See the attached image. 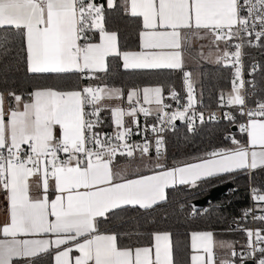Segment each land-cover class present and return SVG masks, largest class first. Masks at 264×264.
I'll return each instance as SVG.
<instances>
[{
    "label": "snow or ice",
    "instance_id": "obj_1",
    "mask_svg": "<svg viewBox=\"0 0 264 264\" xmlns=\"http://www.w3.org/2000/svg\"><path fill=\"white\" fill-rule=\"evenodd\" d=\"M117 6V0H0V30L23 36L29 73H79L92 79L107 71L109 57H119L126 70H183L193 41L205 39L210 49L216 47V52L209 51V58L215 55L216 63L235 66L240 64L242 45L229 42L253 34L256 41L264 39V0H122L125 15L142 18L140 50L122 51L119 34L105 26L106 11ZM6 44V38L0 40V47ZM204 47L196 53L201 59ZM183 82L186 104L180 105L178 93L170 90L171 99L180 105L175 111L164 103L162 86L130 90L128 109L104 103L123 101L119 88H44L32 92L28 101L9 91L7 111L0 92V192L9 214L8 222L0 227L4 237L0 264L17 259L36 264L43 256L51 257L52 264H176L170 233H152L149 245L120 247L116 234L100 233V218L111 219L128 207L152 209L166 201L169 188L178 185L194 188L238 170L264 168V101L246 109L239 67L231 92L226 98L221 93L220 100L221 107L238 106L236 110L246 117L239 125L246 143L226 136L234 147L207 152L196 158L198 162L171 168L160 162L164 146L160 133L166 127L174 128L175 121L181 120L191 132L197 119L201 124L205 121L204 114L194 110L191 72L183 71ZM153 104L154 108L144 106ZM89 107L91 111L86 110ZM104 110L110 111L116 129L111 135L95 131ZM139 114L146 118L155 114L156 123L141 129ZM126 116L132 118L135 133L126 126ZM224 118L236 122L231 113L226 112ZM208 119L215 120V113ZM149 128L156 134L155 158L149 155L152 145L146 139L142 144L129 143L133 134L141 135ZM118 156L125 158L122 167H114ZM142 169L153 174L142 175ZM33 179L40 190L35 197ZM252 198L262 213L253 219L264 222V190L252 188ZM248 215L252 210L245 211ZM243 231L248 237L246 257L232 243L217 241L212 231L191 232L189 264H217L218 244L229 250L219 264H236L233 258L238 256L243 264L254 253H259L258 264H264V229Z\"/></svg>",
    "mask_w": 264,
    "mask_h": 264
},
{
    "label": "trees",
    "instance_id": "obj_2",
    "mask_svg": "<svg viewBox=\"0 0 264 264\" xmlns=\"http://www.w3.org/2000/svg\"><path fill=\"white\" fill-rule=\"evenodd\" d=\"M102 2V0H98ZM117 0V7L106 11L105 26L109 31L119 34L122 51H138L139 31L142 24L139 20L125 15ZM7 39L5 47H0V92L10 101L8 92L13 91L21 95L23 101H28L30 94L37 89L52 88L69 91L82 88L83 85L93 84L100 87L119 88L123 93L135 89L162 86L164 97L174 89L178 94H185L183 71L195 73L193 85L197 99L207 108L216 106V99L228 90L232 84V75L228 66L201 64L190 68L186 65L180 72L173 70H124L119 57L108 60V71L97 73L96 79H82L81 74H41L36 75L27 71L26 44L21 34L14 30H0V40ZM259 87L264 90V61L261 62ZM14 102V101H13ZM12 102V103H13ZM103 129H110L109 122L103 120ZM236 124H238L236 122ZM109 126V127H108ZM234 126L230 121L214 122L197 126L189 131L183 125L175 128L169 134L166 142V152L161 161L167 167L183 166L184 163L198 162L196 159L212 150L230 148V140L226 136L233 134L230 129ZM155 158V157H153ZM125 160V159H123ZM158 170V169H157ZM232 181L233 189L207 205L205 209L194 213L190 204L205 197L217 185ZM264 190V169H258L251 179L247 173L217 177L213 180L202 181L197 187H175L168 192L166 201L156 208L147 211L130 208L120 211L118 216L104 220L100 224V232L109 231L118 236L120 247H136L149 245L154 232H168L173 240L176 264H189V239L193 231H212L216 240H223L234 244L235 250L240 252L243 233L235 228L242 220V212L252 207L249 200V188ZM264 228V226H263Z\"/></svg>",
    "mask_w": 264,
    "mask_h": 264
},
{
    "label": "built area",
    "instance_id": "obj_3",
    "mask_svg": "<svg viewBox=\"0 0 264 264\" xmlns=\"http://www.w3.org/2000/svg\"><path fill=\"white\" fill-rule=\"evenodd\" d=\"M244 13H242L243 15ZM258 30V29H257ZM249 41H251V43H249ZM230 44H235V43H241V58H240V64L235 65V66H228V68L230 69V74L232 75V80L234 78V73L236 70V67H239L241 69V78L244 80V87L243 89H241V93L242 95L245 97V101H246V109H252L256 107V102L257 101H264V90H262L259 87V78L261 77L260 74V69L261 68V62L264 61V39H262L261 41H256L254 38V34L253 36H244L243 41L241 40H234L229 42ZM223 45V47H222ZM219 47L222 49L225 47V45L223 43H220ZM230 51H234V48H229ZM250 51V52H249ZM82 77V76H81ZM82 79H86V78H82ZM91 85L93 87H100L98 85ZM87 86V85H83ZM232 88V84L230 86V89ZM180 97V105H184L187 103V92L185 94H178ZM194 95L196 98V103L194 105V110L197 113H203L204 117H205V121L204 123H200L199 120L197 119L195 125H194V129L197 126H201L203 124L208 125L214 122H224L229 121L227 119L224 118V114L227 113H231L233 116H235L236 118V122L238 124L233 123L234 126L237 127V130L239 131V133L241 135L244 136V134H242L240 132L239 129V125L241 123H245L246 122V117L241 116L240 113L236 110V107L238 106H230V107H221V100L220 98L216 99V106L212 107V108H207L205 106V104H203L202 102H200L197 99V95L196 92L194 90ZM226 98V96H225ZM164 103L165 104H170L172 106L171 109H169L170 111H175L177 108L180 107V105H178L176 103L175 100L171 99L170 97V93L164 97ZM87 111H91V108H87ZM215 113L216 119L215 120H209L208 117L212 114ZM94 119V118H93ZM138 119H139V124H140V128L143 129L146 125H152L154 123H156V116L155 114H153L150 117H144L142 114L138 115ZM180 123V127H182L183 125H185L188 128L187 122L186 121H181V120H177ZM177 121H175V126L173 127H166L165 131H163L162 133H160L161 136H163L164 139V146L161 149V151H163V154H165L166 152V142L168 140L169 134H171V132L177 128ZM128 127H132L133 128V133L136 132V128L135 126L132 124V121L128 122L127 125ZM103 127L102 122H100V124L98 125V127L95 129V131L100 132V133H104V134H113L115 132L114 128L113 129H103L101 130ZM238 133V134H239ZM155 136L156 134L153 133L151 131V129L149 128V130L147 132H142L141 135H136L133 134L129 140V143H133V144H142L144 143L145 139L147 141H149L152 145V147L150 148V153L149 155L151 157H155ZM22 149L24 151H30V149L28 148V145L25 147H22ZM213 151V150H212ZM138 155V154H137ZM59 156L61 158H65L66 154L64 153H59ZM117 158H122L125 159L124 157H120L118 156ZM116 158V159H117ZM249 175V178L251 179L252 174L251 173H247ZM252 186L249 188V200L252 203V207H248L247 209H244L242 212V220L239 224H235V228L239 231H241L243 233V238H242V244H241V251L238 252L236 251L238 254H244L245 257L247 256V248L246 245L248 244V237L246 235V232L243 231V229H252V230H262L264 229V222L259 221V220H254L253 219V215H261L262 213L259 211V207L254 200L252 198ZM205 211H207L206 208H204ZM246 210H252V215H248L247 217H245V211ZM262 235H264V231H262L261 233ZM259 256V253H254L253 254V258L252 259H245L243 264L247 261H252L253 264H258V260L257 257ZM236 262V264H241V260L238 257L233 258Z\"/></svg>",
    "mask_w": 264,
    "mask_h": 264
},
{
    "label": "crops",
    "instance_id": "obj_4",
    "mask_svg": "<svg viewBox=\"0 0 264 264\" xmlns=\"http://www.w3.org/2000/svg\"><path fill=\"white\" fill-rule=\"evenodd\" d=\"M121 2H122V0H121ZM133 18V17H132ZM134 19H138L139 20V22H141V24H142V18H134ZM193 42H195V41H193ZM196 42H197V40H196ZM205 43L206 44H209V41L208 40H206L205 39ZM119 46H120V43H119ZM193 46V45H192ZM194 46H196L195 44H194ZM138 50H140V49H138ZM185 57H186V54H185ZM110 58H113V57H109L108 59H107V63H108V60H110ZM121 61V65H122V60H120ZM184 67H186V63H184ZM123 68V67H122ZM124 69V68H123ZM124 70H126V69H124ZM128 70H132V69H128ZM167 70H172V69H163L162 71H167ZM107 71H108V66H107ZM106 71V72H107ZM134 71H139V70H134ZM146 71V70H145ZM148 71H153V70H148ZM173 71H175V72H180L181 70H173ZM99 73H105V72H99ZM67 74H69V73H67ZM67 74H63V75H67ZM79 74V73H78ZM97 74V73H96ZM95 74V75H96ZM36 75H41V74H36ZM50 75H55V74H50ZM184 86V88L186 87L185 85H183ZM153 87H156V86H153ZM141 89H143V88H141ZM130 91V90H129ZM129 91H127V92H125L124 93V99H123V101H119V100H112V101H104V103L105 104H108V105H112V104H115V103H120L121 105H123L124 107L126 106V104H125V102H126V100H127V93L129 92ZM163 95H164V92H163ZM30 100V99H29ZM22 101H23V99H22ZM11 106L12 107H15V103L13 102L12 104H11ZM4 107H5V111H7L8 110V108H9V101H8V99L7 98H5V105H4ZM21 110H23V106H22V104H21ZM103 120H106V121H108L109 122V128H112L111 127V125H112V122H111V113H110V111H108V110H104V111H101V113H100V121L102 122V125L103 126H105V123L103 122ZM128 121H129V119H127V120H125V123H126V125H127V123H128ZM130 122V121H129ZM56 134H57V136H59V129H57L56 130ZM244 137V140L241 142L242 144H244V143H246V136L244 135L243 136ZM241 141V140H240ZM25 146H27V145H22L21 147H25ZM117 160V162H116V164H114V167H122L123 165H124V162H125V160H123L122 158H117L116 159ZM258 169H262V168H257V169H255V170H238V171H236V172H234V173H230V174H225V175H223V176H220L221 178L222 177H227V176H229V175H234V174H236V175H240L241 173H251V174H253V173H255V171L256 170H258ZM264 169V168H263ZM157 171H159V169L157 170ZM140 174H142V175H151V174H153V172L152 171H149V170H142L141 171V173ZM129 178H137L136 176H132V175H129ZM210 180H213V179H210ZM207 181H209V180H207ZM179 187H185V186H183V185H178ZM177 187V186H176ZM172 188H169L168 190H167V197H168V192L171 190ZM39 189L37 188V186H36V182H35V180L33 179V181H32V186H31V194L35 197V196H37L38 194H39ZM164 202V201H163ZM163 202H161V203H163ZM160 204V203H159ZM158 204V205H159ZM158 205H156V206H154L152 209H154V208H156ZM258 207L260 208L261 207V205L259 204L258 205ZM130 208H132V207H128V208H126V209H130ZM126 209H124V210H126ZM138 210H141V211H144V210H142V209H138ZM8 219H9V214H8V208H7V200H6V197H5V195H4V193L3 192H0V227H2V226H4L7 222H8ZM104 221V219L103 218H100V221H99V231H100V224L102 223ZM101 234H112V233H110L109 231H105L104 229H103V231L102 232H100ZM19 239H25V238H32V237H18ZM171 238H172V236H171ZM0 239H4V237H2V236H0ZM172 240H173V238H172ZM217 241H223V240H217ZM152 242V241H151ZM189 243H190V239H189ZM231 243V242H230ZM233 244V243H232ZM234 245V244H233ZM173 250H174V248H173ZM228 249H226V248H222V247H220L219 246V244L216 246V248H215V253H216V258H217V264H219V260L221 259V258H224L225 256H226V254L228 253ZM13 264H24V261L23 260H21V259H17V260H14V262H13ZM36 264H52V258L51 257H49V256H43V257H41V258H39V259H37V261H36Z\"/></svg>",
    "mask_w": 264,
    "mask_h": 264
},
{
    "label": "rangeland",
    "instance_id": "obj_5",
    "mask_svg": "<svg viewBox=\"0 0 264 264\" xmlns=\"http://www.w3.org/2000/svg\"><path fill=\"white\" fill-rule=\"evenodd\" d=\"M194 44L196 45V46H194ZM192 49H191V51L190 52H186V57H185V63H186V65L187 66H189L190 68H195V66H197V65H201V64H212V65H221V64H218V63H216L215 62V59H216V56L215 55H213L212 57H208V53H209V51H213V52H216V47L213 45L212 46V48L210 49L209 47H208V44H206L205 43V40H197V42H196V40H195V42H193L192 43ZM201 45H204L205 47L202 49V51H203V53H204V58L203 59H201V58H199L197 55H196V53L198 52V51H201ZM222 47H223V45H222ZM220 48V47H219ZM221 49V48H220ZM223 49V48H222ZM250 52V51H249ZM195 73L196 72H194V74L192 73V82H193V85L195 84ZM185 91L187 92V90H186V87H185ZM231 92V89L230 88H228V90H226V91H224V93L223 94H225V96H227V94L228 93H230ZM220 96H221V94H220ZM125 104H126V106L124 107L123 105H121L120 103H115V104H112L113 106L114 105H119V106H121L122 108H124V109H128L129 107H130V105H129V103H128V101L126 100V102H125ZM145 107H155V105L153 104V105H144ZM140 115V114H139ZM127 119H129V121H132V118L131 117H125V120H127ZM128 121V122H129ZM111 122H112V125H111V129H113L114 128V130H116L115 129V126L113 125V121H112V116H111ZM236 139H238V140H241V142L244 140V137H243V135H239V137L238 138H236ZM230 144H231V142H230ZM232 147H234V145H232L231 144V146H230V148H232ZM162 164H163V162L162 161H160ZM137 163H139V161H137ZM142 170H146V169H142ZM141 170V171H142ZM232 182V181H231Z\"/></svg>",
    "mask_w": 264,
    "mask_h": 264
},
{
    "label": "water",
    "instance_id": "obj_6",
    "mask_svg": "<svg viewBox=\"0 0 264 264\" xmlns=\"http://www.w3.org/2000/svg\"><path fill=\"white\" fill-rule=\"evenodd\" d=\"M177 128H180V123L177 121ZM230 131L235 135L238 134L239 131L237 130L236 126H232ZM228 136H233L232 134ZM163 153V151H162ZM233 184L231 181L227 182L226 184L223 185H217L213 187V190L210 191L208 195L205 197H202L198 201H192L190 204V207L194 210V213L200 212V210H203L207 205L210 203H214L215 200H217L220 197L227 196V194L232 190ZM244 264H253L252 261H247Z\"/></svg>",
    "mask_w": 264,
    "mask_h": 264
}]
</instances>
